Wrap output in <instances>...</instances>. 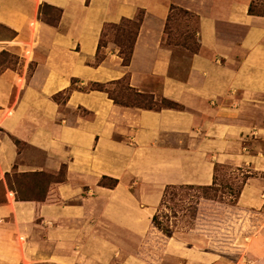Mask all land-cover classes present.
<instances>
[{"label":"crops","instance_id":"crops-1","mask_svg":"<svg viewBox=\"0 0 264 264\" xmlns=\"http://www.w3.org/2000/svg\"><path fill=\"white\" fill-rule=\"evenodd\" d=\"M43 5L60 11L57 26L41 22ZM175 9L197 19L198 49L183 78L170 74L173 54L163 44ZM137 11L143 15L128 65L111 44L96 63L103 28ZM0 26L13 32L0 38V55L18 58L0 71V264H153L115 262L104 235L112 227L109 205L137 229L148 226L151 211L136 213L129 199L131 180L210 186L215 166L248 168L237 206L264 216V0H0ZM121 80L176 107H123L83 88ZM65 91L73 119L54 100ZM20 145L42 159L21 163ZM62 167L42 201L17 199L5 178L16 169L55 175ZM255 240L247 258L157 259L264 264V244Z\"/></svg>","mask_w":264,"mask_h":264},{"label":"rangeland","instance_id":"rangeland-1","mask_svg":"<svg viewBox=\"0 0 264 264\" xmlns=\"http://www.w3.org/2000/svg\"><path fill=\"white\" fill-rule=\"evenodd\" d=\"M140 15H143V12L137 11L134 18L129 19L133 24L120 23V20L116 23L118 27L106 25L103 28L100 40L102 49L99 54L101 60L104 58L103 48L108 44L115 47L113 51L116 50V54L122 59L121 53L125 54L128 51L127 47L133 39L136 20ZM59 17L57 9L46 5L40 7L39 19L42 23L57 26ZM12 36L13 32L0 26V38ZM163 44L169 47L173 54V66L170 74L183 78L189 65L191 53L198 49L197 19L182 10H173L167 19ZM17 59L15 54H1L0 71L7 66H15L18 63ZM93 85L98 84H88L83 88L99 91ZM99 87L107 91L111 98L118 103L117 105L123 107L156 110L168 106L164 100L136 93L128 87L126 80ZM68 94L69 92L65 91L57 95L56 101L61 105V113L69 119H73L74 113L63 107ZM79 114L87 118L90 117L84 111H80ZM19 149L23 152L20 157V162L23 164L39 162L43 157L39 152L26 145H20ZM214 171L215 184L209 190H203L201 186L195 185L139 186L134 180L126 184L135 212L141 214L151 211V215L147 228L140 230L136 228L130 217L125 215L122 218L117 214L116 205L107 207L109 213L113 212V221H111L112 227L110 226V230L104 232V235L112 245V257L115 258V262H119L121 258H130L131 260L141 258L153 262V264L157 263L156 260H158L157 264L161 263L157 258H218V260L221 258H247L252 252V245L257 242L254 241L256 236L260 237L259 247L261 249L264 244L262 240L264 239V216L251 214L247 208L237 206L239 191L245 185L252 171L248 168L227 166H215ZM63 172V167L55 175L48 173L37 175L36 172H19L16 169L6 181L9 187L18 191L20 197L41 201L47 187L57 181L59 183ZM99 185L111 188L114 186V181L102 180ZM168 186L170 189L167 188L162 206L159 207L163 192ZM3 190V187H0V198ZM149 196H155L156 202L149 203ZM156 212L161 226H167L172 230L171 238L152 225L151 218ZM45 252L46 249H40V253Z\"/></svg>","mask_w":264,"mask_h":264},{"label":"trees","instance_id":"trees-1","mask_svg":"<svg viewBox=\"0 0 264 264\" xmlns=\"http://www.w3.org/2000/svg\"><path fill=\"white\" fill-rule=\"evenodd\" d=\"M58 10V9H57ZM59 11V10H58ZM39 12H40V8H39ZM184 12V11H183ZM253 11H252V8H249V13H252ZM185 13H187V12H185ZM59 16H60V11H59ZM141 20H142V15H140L139 16V18L136 20V24H135V31H134V34H133V39H132V41H131V43H130V45L127 47V49H128V51L124 54V53H121V55H123V57H122V63H123V66H127L128 65V63H129V60H130V57H131V53H132V48H133V44H134V40H135V37H136V35H137V31H138V28H139V24H140V22H141ZM124 22H126V23H129V24H133L132 23V21L131 20H129V19H121V21H120V23H124ZM109 25H114V27H118V25L117 24H109ZM108 26V25H107ZM101 44H100V41H99V45H98V50L100 51V49H101ZM1 54H7L6 52H2ZM101 61V59L99 58V53L97 54V57H96V63H99ZM73 85H74V82H73ZM93 86H96V90H99V91H103V92H106L107 94H108V92L107 91H105V90H103L101 87H99L100 85L98 84V85H93ZM129 87V86H128ZM130 88V87H129ZM92 90V89H91ZM69 92V91H68ZM142 95V94H141ZM108 96L111 98V96L108 94ZM113 101H114V99L113 98H111ZM54 100L56 101V97L54 98ZM162 100H164V99H162ZM165 101V100H164ZM167 103H168V106H166V107H176V105L174 104V103H171V102H168V101H166ZM114 103L115 104H118V103H116V101H114ZM124 107H127V106H124ZM150 109V108H149ZM17 143V142H16ZM35 174H37V175H46V174H44V173H35ZM10 176V174H6L5 175V178L7 179L8 177ZM246 179H247V177H246ZM245 179V180H246ZM61 181V179L59 180V182ZM58 182V181H57ZM214 184L215 183H213L212 185H210V186H201V189H203V190H209V189H212V186H214ZM114 186H115V182H114ZM9 187V186H8ZM167 188H169L170 189V187L168 186V187H166L165 188V190H164V192H163V195H162V198H161V200H160V203H159V207L160 206H162L161 204H162V201H163V198L165 197V195H166V190H167ZM9 189L12 191V192H14L15 193V196H16V198L17 199H19V200H21V201H26V200H30V201H40V200H35V199H28V198H22V197H20L19 196V194H18V191L17 190H13L11 187H9ZM241 189H242V187H241ZM241 189H240V191H241ZM240 191H239V194H240ZM239 194H238V196H239ZM238 196H237V198H238ZM44 197H45V195H44ZM44 197H43V199H44ZM42 199V200H43ZM41 200V201H42ZM151 223H152V225L156 228V229H158L160 232H162L164 235H166L168 238H171L172 237V230L170 229V228H168L167 226L166 227H162L161 226V224H160V222H159V218H158V215H157V212H156V214L155 215H153L152 216V218H151Z\"/></svg>","mask_w":264,"mask_h":264}]
</instances>
